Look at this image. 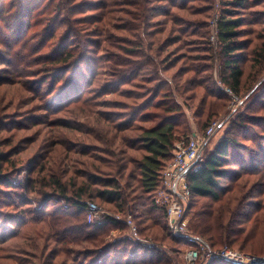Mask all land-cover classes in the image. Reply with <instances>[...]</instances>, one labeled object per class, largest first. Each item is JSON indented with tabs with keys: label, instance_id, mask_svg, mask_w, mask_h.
Masks as SVG:
<instances>
[{
	"label": "rangeland",
	"instance_id": "374dc122",
	"mask_svg": "<svg viewBox=\"0 0 264 264\" xmlns=\"http://www.w3.org/2000/svg\"><path fill=\"white\" fill-rule=\"evenodd\" d=\"M49 1L0 0V166L4 170L0 173V264L33 262L32 255L20 254L22 240L14 233L18 228L21 232L32 229L29 220L42 209L39 195L30 192L28 182L29 178L36 181L37 171L44 165L52 169L53 164L60 161L68 177L74 169L84 170L79 165L86 161L81 151L92 150V163L100 167L96 176L104 180L111 178V170L106 164L115 161L112 154L124 153L128 162L121 182L125 184L130 176L128 182L136 184L139 173L137 165L130 160H140L145 153L138 149L135 137L141 128L152 125L141 121V112L143 106L158 100V94H161L160 98L169 96L172 102L181 105L185 118L178 120L188 123L193 133H204L212 122L223 123V127L211 137L205 153L213 151L227 135L244 148L237 152L246 158L249 151L264 149V59L252 53L264 44V0H247L246 8L239 9V14L254 24L243 27L249 32L240 40L247 41L248 48L244 53H236L235 57L241 59L245 71L241 94H235L236 99L226 91L228 87L222 81L224 58L216 26L213 25L214 18L221 17L223 5L233 0H190L189 6L196 10L190 18L174 7L173 1L178 4L181 0H68L62 6L72 9L70 17L82 13L75 16L77 21L69 26L67 32L68 26L58 27L60 17L52 13L54 5L50 6ZM30 2L33 3L32 9L39 7L43 13H29L24 6ZM93 5L96 11H90ZM22 7L26 9L23 12ZM25 11L29 14L27 17H24ZM167 12L171 18L165 15ZM207 16L211 17L208 19ZM181 18H189L190 23L181 25ZM17 21L18 28H15ZM98 27L104 33L92 37ZM67 34H73L72 43L86 49L85 56H90V59L88 64L81 66V70L74 69L81 64L75 61L65 79L62 69L53 71L50 65L58 58L56 55L64 47L63 39ZM141 45L143 47L138 49ZM150 45L154 49L160 48L158 57L151 53ZM123 49H137L150 54L158 68L131 69V75L126 69L129 84L120 86L117 82L120 78L112 77L114 71L111 68L120 69L117 64L124 58L137 63L143 61L139 57H125ZM179 70L186 71L184 80L194 83L193 87L190 86L195 88L194 92H187L184 82H180L176 76ZM180 86L185 91L182 97L178 94ZM211 92L226 96L227 100L221 103L224 108L210 120L207 115L196 119L195 112L201 114L197 109L201 99ZM193 93L195 100L191 99ZM77 95L81 97L80 102L71 104L70 100ZM238 121L247 123H243V128L233 129ZM123 125H132L134 130L118 133L117 128ZM104 126H110V142L100 144L96 138L98 129ZM129 145H136L137 150H131ZM229 168L239 170L236 165ZM253 168L258 167L254 165ZM252 180L248 188L251 187L253 197L245 203L248 205L254 204L264 191V179ZM220 184L226 186L230 182L223 179ZM92 201L105 211L114 213L97 200L89 199L87 203ZM251 208L243 207L245 211ZM10 222L19 225L12 226ZM120 235L118 231L112 232V241ZM149 242L152 246L144 247L157 248L172 257L174 264H183V254L187 249L176 247L169 241L162 244ZM235 251L240 252L238 249ZM78 253L79 259L81 253L86 254L83 250ZM84 258L85 255L79 264L84 262Z\"/></svg>",
	"mask_w": 264,
	"mask_h": 264
},
{
	"label": "trees",
	"instance_id": "16d2710c",
	"mask_svg": "<svg viewBox=\"0 0 264 264\" xmlns=\"http://www.w3.org/2000/svg\"><path fill=\"white\" fill-rule=\"evenodd\" d=\"M65 1L68 2V0H60L57 3V0H51L49 5H54L52 13L60 17L58 27L68 26L67 32L69 26L77 21L74 19L75 16L82 12L70 17L72 9L62 6L67 4ZM246 1L233 0V2H227L230 4L223 5L221 17L217 23L218 43L224 58L222 81L234 95L241 94L245 76L241 59H236L238 54L246 51L249 44L247 41L240 40L249 32V29L243 27L254 24L239 14V9L246 8ZM189 2L190 0H181L178 4L173 1V4L176 9L190 18L195 15L196 10L189 6ZM32 5L33 3L30 2L24 6L29 13L38 12L39 14L42 12L39 7L32 9ZM24 7H22V12ZM93 7V10L90 11L97 10L95 5ZM2 13L5 15V11ZM24 13H26L24 17L29 15L26 11ZM165 15L169 17L170 12ZM138 18L142 19L141 16ZM189 18H181V25L187 26L190 23ZM15 28H18V21ZM99 28L92 37L104 33L103 29ZM73 39V34L66 35L63 39L64 44H62L64 47L57 53L58 58L53 60L54 64L50 65L53 71L62 69L65 73L62 76L64 78L69 75L67 73L70 72L75 61H80L81 64L75 66L74 69L81 70V66L88 64L90 59V56H85L86 49L72 43ZM142 47L141 45L138 49ZM153 47L150 45L149 49L158 57L161 50ZM252 53L264 59V44L258 46ZM122 54L125 57H139L138 59H143V61L137 63L132 62L130 58H124L117 64L121 67L120 69H117L118 67L111 68L114 71L112 77L120 78L117 81L120 86L129 84L127 76L131 75V69L142 71L147 67L158 68L156 60L144 51L123 49ZM46 67L48 68V66ZM126 69L129 72L127 76ZM185 74L186 71L183 73L179 70L176 76L179 77L181 83L184 82L188 89L187 92H194L195 88H190V86H194V83L190 80H184ZM79 75L84 78L83 74L79 73ZM178 94L181 97L185 95L182 86L179 87ZM160 95L156 96L158 99L156 102L142 108L141 121L152 125L141 128L140 134L135 137V141L139 145L138 149L143 151L145 155L136 161L129 158L131 162L137 165L139 173L138 180L132 178L136 180L135 185L128 182V179L131 180L130 176L124 182L125 184L121 182L124 178L123 170L127 166L126 162H128L126 154H112L115 161L106 164L111 170V178L103 180L96 176L100 173V167L92 163V150L81 151L82 157L86 158L85 162L79 164L84 168L83 171L74 169L67 177V171L62 168L64 164L57 161V164H53L52 169H48L45 165L40 168L37 171L38 178L36 181L29 178L30 192L39 195V205L42 209L37 210L33 218L29 220L33 225L32 229L21 232L18 228L14 235L22 240L20 254H26L27 257L32 255V264H69L70 262L76 264V261L79 264L84 255L82 264H174L173 258L167 253L131 241L127 236L128 228L122 223L108 219L102 226L88 224L85 208L89 199L99 201L98 203L103 205L105 209L115 214L124 217L131 216L138 227L142 240L160 244L169 241L176 247H182V249L192 248L191 245L176 240L170 235L166 210L157 205L156 202L157 193L162 187V174L173 162L175 145L189 139L193 133L188 123L185 124V122H181L182 120H178L185 118L181 105L172 102L169 96L160 98ZM193 96L191 99L195 100V96ZM80 100L81 97L77 95L75 99L70 100V103L74 104ZM225 100H227L226 96L220 92H211L203 97L197 108L201 114L198 115L197 112L194 114L196 119L200 115H207L209 120L217 117L224 108L221 103ZM151 110L153 112H150ZM246 120L247 122L250 121L249 119ZM247 122H239L233 126V129L243 128L245 127L243 123ZM212 123L206 126V130ZM109 127L104 126L98 129L99 133L96 138L98 143L107 144L110 142L108 139ZM128 130H134L132 125H123L117 128L118 133ZM190 132L191 134L188 136ZM129 146H131V150H137L136 145ZM241 149L244 148L228 135L216 145L213 151L205 153V149L204 161L189 177V186L192 191V202L188 209L189 230L193 235L204 239L214 250H220L225 246L231 249L236 247L240 252L248 255L264 257V191L262 190L260 198L254 204H245L253 197L251 187L248 188L250 182H253L252 179H264V149L258 152L249 151L247 158L241 152H237ZM232 165H236L239 170H231L229 167ZM254 165H257L258 168H253ZM3 171L0 166V173ZM48 171L49 173H47ZM223 179L228 180L230 184L221 186L220 180ZM36 185L40 187L39 190L36 189ZM244 206L252 207V210L245 211ZM16 225L19 224L16 222L12 224V226ZM115 231L121 235L112 241L111 235ZM82 250L86 254L81 253L79 259L80 255L77 254H79L78 251ZM48 251L46 256L45 253ZM77 256L78 258H76ZM212 264L233 263L216 260Z\"/></svg>",
	"mask_w": 264,
	"mask_h": 264
},
{
	"label": "built area",
	"instance_id": "2783aa9c",
	"mask_svg": "<svg viewBox=\"0 0 264 264\" xmlns=\"http://www.w3.org/2000/svg\"><path fill=\"white\" fill-rule=\"evenodd\" d=\"M218 20V16L213 20L216 32ZM226 91L231 93L233 99L237 98L229 89ZM222 127L223 123L214 122L204 133L194 132L189 139L175 145L173 162L162 174V187L157 193L156 202L166 210L170 235L192 246L183 254V264H212L216 260L233 264H264V258L245 255L228 246L214 250L204 239L189 230L188 209L192 202L189 177L204 161V152L211 137ZM85 213L90 225L102 226L108 219L114 220L128 228L127 236L131 241L142 246H152L151 242L140 238L138 227L131 216L123 219L121 215L107 212L93 202L87 204Z\"/></svg>",
	"mask_w": 264,
	"mask_h": 264
}]
</instances>
